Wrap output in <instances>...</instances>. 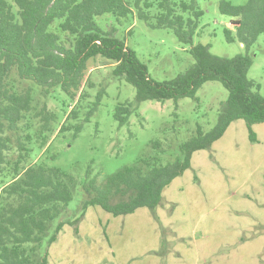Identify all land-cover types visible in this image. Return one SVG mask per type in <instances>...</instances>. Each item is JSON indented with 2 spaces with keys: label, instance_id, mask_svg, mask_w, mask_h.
Segmentation results:
<instances>
[{
  "label": "trees",
  "instance_id": "1",
  "mask_svg": "<svg viewBox=\"0 0 264 264\" xmlns=\"http://www.w3.org/2000/svg\"><path fill=\"white\" fill-rule=\"evenodd\" d=\"M219 11L234 21L233 30L225 29L227 42L239 41L245 54L217 57L210 52V45H195L204 16L197 0H0V176L10 177L2 183L0 193V264H49V248L65 224L53 228V223L74 200L79 181L44 163L29 165L35 149L50 146L53 124L59 119L46 103L33 114V119L40 121L38 130L32 132L27 119L36 111L35 89L44 98L60 89L77 101L67 121L79 120L76 107L87 98L88 62L96 57L116 64L113 74L136 89L138 104L173 100L178 109L181 99L198 101L197 93L207 82L221 83L229 97L216 127L205 132L198 126L195 135L179 144L175 162L163 165L158 157L141 158L108 176L103 185L89 168L83 184L87 196L83 213L100 207L115 217L143 208L154 214L163 205L164 190L192 167L193 154L211 150L232 123L244 120L255 140L252 126L264 123V96L259 84L248 78L253 66L249 51L264 35V0H248L244 5L219 0ZM105 15L118 21L132 16L152 29L172 31L180 43L191 47L194 65L174 80L155 81L126 39L100 28L97 19ZM79 91L83 94L76 100ZM103 95L105 91L82 123H64L60 133L74 129L77 138ZM136 109L132 103L116 108L115 120L120 127L129 123ZM153 147L161 149V142H154ZM11 155H16L15 160Z\"/></svg>",
  "mask_w": 264,
  "mask_h": 264
},
{
  "label": "rangeland",
  "instance_id": "2",
  "mask_svg": "<svg viewBox=\"0 0 264 264\" xmlns=\"http://www.w3.org/2000/svg\"><path fill=\"white\" fill-rule=\"evenodd\" d=\"M197 1L204 16L195 45H210V52L217 57L245 54L239 41L226 40L225 29L233 30L234 21L220 13L219 0ZM229 1L244 5L248 0ZM97 23L104 32L113 31L117 38L126 39L155 81L174 80L195 63L191 47L180 43L170 30L152 29L132 16L118 21L105 15ZM249 55L253 66L248 78L259 84L264 96V35ZM115 66L100 56L88 62L84 83L87 98L76 107L79 120L67 121L77 101L60 89L48 98L35 89L36 111L27 119L32 132L40 127L33 114L45 103L59 120L53 124L50 146L35 149L28 163L62 169L79 181L74 200L53 223V228L65 224L49 248V264H253L249 262L251 255L260 259L255 255L260 241L248 239V226L258 219L257 214L262 216L255 203L264 200V123L252 126L253 140L246 122L236 121L211 150L197 152L192 167L171 183L163 205L154 214L143 208L115 217L100 207H90L83 213L87 198L83 184L89 168L92 177L103 185L108 176L135 165L141 158L158 157L163 165L175 162L179 144L195 135L198 126L205 132L216 127L221 107L229 97L221 83L207 82L197 93L198 101L181 99L178 109L173 100L138 104L136 89L113 74ZM102 91L105 95L100 106L89 122L83 123L77 138L74 129L60 133L64 123H82ZM82 94L79 91L76 100ZM126 103L137 109L129 123L120 127L115 111ZM157 141L161 149L153 147ZM11 158L15 160L16 155ZM9 180L0 176V193L2 183ZM248 252L249 260L245 256Z\"/></svg>",
  "mask_w": 264,
  "mask_h": 264
},
{
  "label": "crops",
  "instance_id": "3",
  "mask_svg": "<svg viewBox=\"0 0 264 264\" xmlns=\"http://www.w3.org/2000/svg\"><path fill=\"white\" fill-rule=\"evenodd\" d=\"M214 144H213V146H214ZM213 146H212V148H213ZM196 153L193 154V157ZM193 157H192V160H193ZM166 190H167V188L164 190L163 196H164ZM255 204H257L260 207V208H258V210H260L262 212V216L257 214L258 219H255L254 221L249 223L248 239L249 240L252 239V240H254V242L260 241L258 243V249L255 251V255L258 256L260 259L254 258V256L251 255V261H250L248 258V256L250 255L249 252H248V255H245V256H246V258H248L250 263L264 264V200L262 202H260V200L258 199V202ZM251 235H252V237H251Z\"/></svg>",
  "mask_w": 264,
  "mask_h": 264
}]
</instances>
